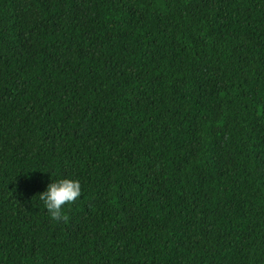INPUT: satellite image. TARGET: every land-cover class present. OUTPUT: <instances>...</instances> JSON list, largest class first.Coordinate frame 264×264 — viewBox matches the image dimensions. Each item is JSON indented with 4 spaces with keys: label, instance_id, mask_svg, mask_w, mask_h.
I'll use <instances>...</instances> for the list:
<instances>
[{
    "label": "trees",
    "instance_id": "obj_1",
    "mask_svg": "<svg viewBox=\"0 0 264 264\" xmlns=\"http://www.w3.org/2000/svg\"><path fill=\"white\" fill-rule=\"evenodd\" d=\"M0 264H264V0H0Z\"/></svg>",
    "mask_w": 264,
    "mask_h": 264
},
{
    "label": "clouds",
    "instance_id": "obj_2",
    "mask_svg": "<svg viewBox=\"0 0 264 264\" xmlns=\"http://www.w3.org/2000/svg\"><path fill=\"white\" fill-rule=\"evenodd\" d=\"M82 194V184L78 178L64 176L53 179L41 192L40 200L43 201L51 219L59 221L65 219V206L74 203Z\"/></svg>",
    "mask_w": 264,
    "mask_h": 264
}]
</instances>
